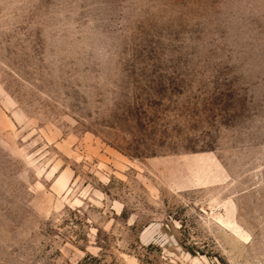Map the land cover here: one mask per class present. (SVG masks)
<instances>
[{"label":"rangeland","instance_id":"1","mask_svg":"<svg viewBox=\"0 0 264 264\" xmlns=\"http://www.w3.org/2000/svg\"><path fill=\"white\" fill-rule=\"evenodd\" d=\"M0 264H264V0H0Z\"/></svg>","mask_w":264,"mask_h":264}]
</instances>
